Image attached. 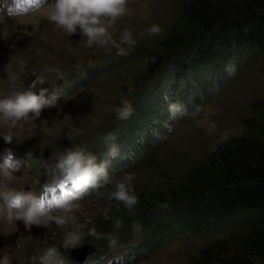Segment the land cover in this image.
<instances>
[{"label": "rangeland", "instance_id": "rangeland-1", "mask_svg": "<svg viewBox=\"0 0 264 264\" xmlns=\"http://www.w3.org/2000/svg\"><path fill=\"white\" fill-rule=\"evenodd\" d=\"M41 1L0 0V99L19 88L36 94L45 88L46 96L54 87L63 88L64 97L56 107L43 110L36 121L11 129V144L0 137V162L11 151L21 171L13 173L15 179L8 182L9 187L22 193L31 191L47 200L66 187L53 157L72 147H99L102 131L124 120L115 111L121 102L126 100L133 107L143 87L168 73L172 62L206 33L209 22L204 12L213 11L207 5L209 0H128L130 14L116 22L114 38L128 28L138 43L121 57L115 48L105 51L85 47L79 29L67 36L42 15L38 5ZM192 4H196L195 10L189 14ZM192 15L201 21H195ZM153 23L164 29L163 38L147 36L146 30ZM141 32L145 33L143 37ZM122 46L127 50L126 45ZM232 64L236 66L235 74L228 75L205 103L202 101L208 99L207 92L201 90V106H188L189 115L173 119V96L170 92L164 94L168 114L152 133L156 140L149 147L140 141L132 148L131 161L111 172L116 179L134 173L135 194L149 196L153 210L173 206L178 199L176 188L184 183L190 170L209 162L214 154L211 145L225 135L228 140L248 139L264 131V53L245 50ZM53 68L59 69L62 79L58 80ZM6 69L16 76L14 86L7 79ZM37 75L46 81L31 88ZM197 107L199 113L192 111ZM212 125L215 130L209 135L207 130ZM8 131L0 125V134ZM111 190V185L89 189L76 201L79 207L74 213L75 224L86 225L78 229L82 237L76 248L62 247L64 233L71 230L72 224L63 229L55 223L47 228L34 225L27 230L24 223L7 222L10 232L0 234V259L8 256L10 264H33L34 256L55 246L66 264H78L71 251L88 246L93 252L81 264H216L220 256L228 260L239 254V240L249 233L243 228L219 235L175 237L147 251L141 248L143 234L137 225L132 226L129 237H124L127 230L117 228L116 220L112 221L115 200L108 199ZM93 227L100 238L88 235ZM105 230L111 231L110 237L104 236ZM253 262L264 264L257 258Z\"/></svg>", "mask_w": 264, "mask_h": 264}, {"label": "trees", "instance_id": "trees-1", "mask_svg": "<svg viewBox=\"0 0 264 264\" xmlns=\"http://www.w3.org/2000/svg\"><path fill=\"white\" fill-rule=\"evenodd\" d=\"M194 5L187 13L195 10ZM207 5L213 12H204L209 22L206 33L172 62L168 73L141 89L132 115L105 128L99 147H85L104 159L103 137L115 134L119 155L111 160L110 174L131 159L132 148L140 141L149 147L156 140L152 133L168 114L164 94L170 92L171 100L186 109L200 107L201 90L207 92L205 103L227 79L226 67L235 57L245 50L264 53V0H209ZM176 189L178 199L170 209L155 211L149 196H137L134 213L114 201L111 219L121 221L127 230L124 237H129L132 226L137 225L143 234L141 248L147 251L175 237L219 235L246 228L249 233L239 240V254L228 260L220 256L216 264H254V258L264 262V131L217 146L209 162L190 170ZM111 234L105 230L104 236Z\"/></svg>", "mask_w": 264, "mask_h": 264}, {"label": "clouds", "instance_id": "clouds-1", "mask_svg": "<svg viewBox=\"0 0 264 264\" xmlns=\"http://www.w3.org/2000/svg\"><path fill=\"white\" fill-rule=\"evenodd\" d=\"M129 14L128 0H54L53 3H46L42 10V15L48 22L62 29L67 36L77 33L79 29L85 47L96 46L105 51L115 48L118 55H127L138 43L128 28H124L119 37L114 38L116 22ZM146 32L149 37L160 35L163 38L164 29L153 23ZM144 35L145 33H140L141 37ZM122 45H126L127 50ZM44 71L47 72L49 69L45 68ZM51 71L56 74L58 80L62 79L59 69L53 68ZM226 71L229 76L234 75L235 64H229ZM7 79L11 85H15L14 74L7 71ZM45 81L43 76L37 75L31 88ZM47 92L48 89L45 88H41L39 94L19 88L6 98L0 99V125L9 129L7 133L0 134L5 143L11 144L14 141L11 129L36 121L41 117L43 110L56 107L58 101L64 97L63 88L54 87L51 94L46 96ZM121 104L122 106L115 110L117 117L127 119L132 115L133 109L126 100ZM200 111L201 109L197 107L196 113ZM170 115L175 119L189 113L182 104L173 103L170 105ZM214 130L215 125H212L207 130L208 134L211 135ZM116 139L112 133L103 137L106 145L104 159H99L86 148L78 146L65 149L54 156L55 169L59 173L61 183L66 187L59 195H52L47 200L31 191L22 193L9 187L8 182L15 179L13 173L21 169L19 162L15 161L11 151H8L3 162H0V219L8 223L23 221L27 230L34 225L47 228L51 223H55L57 227L63 229L72 224L71 230L64 233L62 247L73 249L80 243L82 237L78 229L86 227L75 224L74 213L79 207L76 201L89 189L111 185L112 190L108 193V199L122 203L129 213H134L135 206L139 203L132 185L135 174L125 173L123 177L116 179L109 171L111 160L119 155ZM228 139L229 137L225 135L222 140L211 145L212 152L217 151V146ZM115 226L121 227L119 219L115 221ZM88 235L100 238L94 227L89 230ZM37 261L38 264H66L65 258L55 246L47 248L38 257L34 256L33 264H37ZM0 264H10L8 256L0 259Z\"/></svg>", "mask_w": 264, "mask_h": 264}, {"label": "water", "instance_id": "water-1", "mask_svg": "<svg viewBox=\"0 0 264 264\" xmlns=\"http://www.w3.org/2000/svg\"><path fill=\"white\" fill-rule=\"evenodd\" d=\"M93 252L92 247L78 248L71 251V257L76 263H83L88 255Z\"/></svg>", "mask_w": 264, "mask_h": 264}, {"label": "bare ground", "instance_id": "bare-ground-1", "mask_svg": "<svg viewBox=\"0 0 264 264\" xmlns=\"http://www.w3.org/2000/svg\"><path fill=\"white\" fill-rule=\"evenodd\" d=\"M44 3V4H43ZM48 3V2H47ZM43 4V5H42ZM39 7L41 8L40 10H42L44 8V6L46 7V3L44 0H42L40 3H38ZM42 5V6H41ZM1 222V221H0ZM3 222V221H2ZM21 223H23V221H19ZM10 228L9 224L5 221L3 223H0V234L1 233H7L10 232L8 229Z\"/></svg>", "mask_w": 264, "mask_h": 264}]
</instances>
